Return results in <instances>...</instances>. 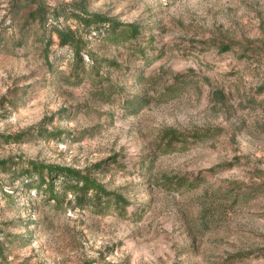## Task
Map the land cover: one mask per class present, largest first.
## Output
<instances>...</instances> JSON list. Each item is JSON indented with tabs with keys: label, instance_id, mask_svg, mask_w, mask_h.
Masks as SVG:
<instances>
[{
	"label": "rangeland",
	"instance_id": "374dc122",
	"mask_svg": "<svg viewBox=\"0 0 264 264\" xmlns=\"http://www.w3.org/2000/svg\"><path fill=\"white\" fill-rule=\"evenodd\" d=\"M37 2L60 16L42 27ZM73 5L140 35L77 28ZM28 161L88 173L125 211L55 204ZM0 264H264V0H0Z\"/></svg>",
	"mask_w": 264,
	"mask_h": 264
},
{
	"label": "trees",
	"instance_id": "16d2710c",
	"mask_svg": "<svg viewBox=\"0 0 264 264\" xmlns=\"http://www.w3.org/2000/svg\"><path fill=\"white\" fill-rule=\"evenodd\" d=\"M48 14H50L54 20L60 16L59 11L51 8L46 10L43 4L37 2L33 11V16H37L42 27L47 24ZM66 14H68L75 21L77 28L82 26L83 28H86L88 32L97 30L99 27H103L106 31V35L113 43L118 45H132L131 43L134 42L140 35L139 25L132 22H120L104 14L90 12L82 5H73ZM49 28L50 33H53L57 38L59 45L70 48L72 52V59L74 61L81 62L84 57L82 53L84 50V42L82 38L76 34L77 28L72 29L69 26H61L57 23L50 25ZM49 40L50 37L45 39L43 43V54L47 48ZM230 46V44L221 45L220 50L227 51ZM133 49L138 50L139 47H134ZM85 56L92 64L91 70H94L97 61L94 59L92 53L86 50ZM178 136L179 135L172 131L164 133V140L166 141L165 150L173 149L171 142L174 139L180 140L181 138ZM198 139L201 140L202 137L200 135L196 138L194 137V140ZM43 171L46 173L45 177L41 174ZM23 172L25 173V176L31 175V172L37 174L36 177L38 186L40 188L44 187L47 196L55 204H62L64 201L63 195L69 194L72 199L69 200L68 203L72 202L74 204L73 206L76 207H80L86 202V206H89L92 210L98 213H103L105 210H110V208H115L118 213L125 211L127 201L122 195L114 191L107 190L103 183L79 169L61 165L42 164L36 161H28V169ZM55 177H61L63 180L58 191H55L53 181V178Z\"/></svg>",
	"mask_w": 264,
	"mask_h": 264
}]
</instances>
